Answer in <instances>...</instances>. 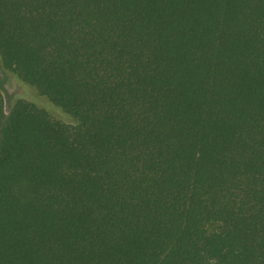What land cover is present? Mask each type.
Here are the masks:
<instances>
[{"label": "trees", "instance_id": "obj_1", "mask_svg": "<svg viewBox=\"0 0 264 264\" xmlns=\"http://www.w3.org/2000/svg\"><path fill=\"white\" fill-rule=\"evenodd\" d=\"M0 264H264V0H0Z\"/></svg>", "mask_w": 264, "mask_h": 264}, {"label": "rangeland", "instance_id": "obj_2", "mask_svg": "<svg viewBox=\"0 0 264 264\" xmlns=\"http://www.w3.org/2000/svg\"><path fill=\"white\" fill-rule=\"evenodd\" d=\"M0 92L5 100V109L11 110L13 105L24 99L34 102L37 106L48 111L51 117L66 123L75 124L70 114L62 108L54 105L46 96L42 95L37 88L20 80L14 74L6 71L0 63Z\"/></svg>", "mask_w": 264, "mask_h": 264}]
</instances>
